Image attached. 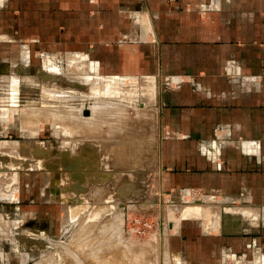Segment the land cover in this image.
I'll return each mask as SVG.
<instances>
[{
  "label": "rangeland",
  "instance_id": "374dc122",
  "mask_svg": "<svg viewBox=\"0 0 264 264\" xmlns=\"http://www.w3.org/2000/svg\"><path fill=\"white\" fill-rule=\"evenodd\" d=\"M14 6L0 0V147L17 149L0 152V204L10 221L46 209L42 216L52 214L54 224L2 222L0 264H255L252 251L264 254V196L242 195L235 204L219 194L162 190L156 86L124 85L87 59L6 30L9 15H23ZM53 50L56 62H42ZM41 188L43 198L62 200L53 201V213L42 208ZM191 206L207 209L218 229L204 227L203 213L185 218ZM235 207L253 211L257 225L226 231L224 210ZM254 238L249 254L244 243Z\"/></svg>",
  "mask_w": 264,
  "mask_h": 264
},
{
  "label": "crops",
  "instance_id": "0c3cea01",
  "mask_svg": "<svg viewBox=\"0 0 264 264\" xmlns=\"http://www.w3.org/2000/svg\"><path fill=\"white\" fill-rule=\"evenodd\" d=\"M11 5L23 15L14 20L9 15L6 30L74 53L78 60L72 59L95 63L103 72L98 74L124 85L156 86L152 111L162 190L219 194L235 204L264 196V0H11ZM46 54L42 62H56L54 50ZM16 151L0 147L1 154ZM68 155L63 157H75ZM8 197L16 199L13 193ZM40 199L50 213L53 201H62L43 198L42 188ZM44 210L41 217L24 212L18 214L22 220L10 221L0 204V236L2 222L15 226L37 219L52 228V214L45 218ZM202 210L208 212L204 227L218 229L217 218ZM253 214L225 208V230L256 226ZM244 245L251 254L257 241ZM252 253L255 264H264V254Z\"/></svg>",
  "mask_w": 264,
  "mask_h": 264
},
{
  "label": "bare ground",
  "instance_id": "6f19581e",
  "mask_svg": "<svg viewBox=\"0 0 264 264\" xmlns=\"http://www.w3.org/2000/svg\"><path fill=\"white\" fill-rule=\"evenodd\" d=\"M110 91V90H109ZM120 91V90H119ZM91 108V107H90ZM121 124V123H120ZM131 126V125H130ZM131 128V127H130ZM97 141V140H96ZM96 143V142H95ZM99 143H101V142H99ZM102 144V143H101ZM14 147V146H13ZM12 147V148H13ZM100 147V146H99ZM8 149V148H7ZM10 149V148H9ZM90 149H92V152H96L97 153V147L96 146H94V147H89V150ZM14 150V149H13ZM125 157V156H124ZM74 164H76V163H74ZM73 164V165H74ZM78 164V163H77ZM76 164V165H77ZM75 166V165H74ZM75 175V174H74ZM57 178V177H56ZM78 178V177H77ZM54 180V179H53ZM57 180V179H56ZM78 184H79V182H78ZM77 183L74 185V186H77L78 185ZM78 188V187H77ZM79 189V188H78ZM189 207V206H188ZM192 207V206H191ZM197 207V206H196ZM199 207V206H198ZM193 208H195V206L193 207ZM185 211V218H200V215H202V213H203V216L205 217V216H207L208 215V212L207 211H204V210H202V209H200V207L199 208H195V209H186V210H184ZM183 213H181V214H183ZM126 217V216H125ZM118 218V217H117ZM118 221H119V219H118ZM121 222H123L122 220H121ZM207 222V221H206ZM114 224V223H113ZM206 224V223H205ZM113 226V225H112ZM114 227V226H113ZM119 227V226H118ZM112 228V227H111ZM120 228V227H119ZM118 228V229H119ZM113 229V228H112ZM115 230V229H114ZM117 230V229H116ZM118 232V231H117ZM108 259V258H107ZM117 263V262H116Z\"/></svg>",
  "mask_w": 264,
  "mask_h": 264
}]
</instances>
